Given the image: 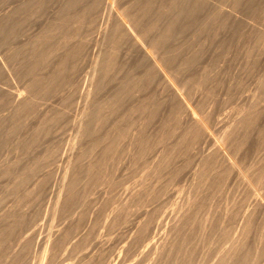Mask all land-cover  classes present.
<instances>
[{
    "label": "rangeland",
    "instance_id": "rangeland-1",
    "mask_svg": "<svg viewBox=\"0 0 264 264\" xmlns=\"http://www.w3.org/2000/svg\"><path fill=\"white\" fill-rule=\"evenodd\" d=\"M68 1L0 0V228L18 220L0 264H264V180L257 176L264 163V0H202L205 8L192 17L183 9L199 0H173L177 4L165 9L154 31L151 16L135 21L145 0H81L71 8ZM164 1L156 2L154 14ZM92 2L97 4L90 8ZM84 8L83 23L71 18L55 34L57 49L34 73L47 77L80 46L65 79L33 92L28 85L34 75L24 68L38 55L32 43L64 12ZM172 17L176 34L155 44ZM9 25H15L10 36ZM65 32L72 33L66 45ZM119 33L125 36L115 45L112 37ZM112 50L118 64L104 76ZM172 54L176 60L166 61ZM151 66L157 70L150 82L135 87L99 125L95 106ZM24 101L30 107L21 111ZM143 103V111L130 114ZM178 104L183 111L171 119ZM250 113L252 123L244 127ZM196 124L202 135L193 139L186 129ZM90 126L93 134L85 131ZM120 128L127 135L91 182L86 167L103 157L102 148ZM183 137L190 138L179 146ZM208 159L225 172L218 182ZM75 176L77 195L70 202Z\"/></svg>",
    "mask_w": 264,
    "mask_h": 264
},
{
    "label": "bare ground",
    "instance_id": "bare-ground-1",
    "mask_svg": "<svg viewBox=\"0 0 264 264\" xmlns=\"http://www.w3.org/2000/svg\"><path fill=\"white\" fill-rule=\"evenodd\" d=\"M45 1V0H44ZM44 1H42V0H38V2L40 3V2H44ZM80 1L81 0H69L68 1V3H69V8H71V7H75V6H77L79 3H80ZM158 0H145V1H142V2H144L143 4H142V6H140V10H139V14H138V16H137V18H135V21H136V23H139L140 21H142V20H145V19H147L148 17H152L151 19H152V21H151V25L149 26V30L150 31H154V30H156V28L159 26L158 24H159V21H160V17H162L163 15H164V13H165V9L167 8V7H169V6H173V5H176L177 3L175 2V1H173V0H165L164 1V3H163V5L164 6H162L160 9H159V11H157V13L156 14H154L153 13V7H154V5L156 4V2H157ZM84 2H85V0H84ZM90 4V3H89ZM96 4H97V2H92L90 5H89V7L90 8H92V7H94V6H96ZM136 4V3H135ZM29 6V5H28ZM205 6H206V2H204V1H202V0H199V1H196L195 3H193L192 4V6L191 7H189V8H187V9H183V11L186 13V15L187 14H189V16L190 17H192L194 14H196L197 12H199V11H201V9H203V8H205ZM97 8V7H96ZM95 8V9H96ZM28 9V8H27ZM139 9V8H138ZM65 10V9H64ZM87 11H89L87 8L85 9H82V10H80V11H78V12H73V13H67V12H64V14H63V16L60 18L61 19V21H60V23L58 24V25H54L53 27H50L49 28V30L47 29V31L46 30H44V33H42L41 35H39V37L35 40V42H33L32 43V45H33V47H30V48H32V50H31V52H33V50H34V52L35 51H37L38 52V55L37 56H35V60H33L34 58H31V60H33V61H31V60H27V61H31L32 63H27V64H25V61L26 60H24V68H25V71L26 72H28V73H30V74H33L34 75V73H35V71L38 69V68H40V67H42V66H45L48 62H49V58L53 55V52L57 49V47H56V44L53 42V37L55 36V34L59 31V30H63L65 27H68L67 26V24L68 23H70V20H71V18H73V19H75V21H77L78 22V25H80V24H82L83 23V20H84V18H85V16H86V14L88 13ZM72 12V11H71ZM30 13V12H29ZM90 17V16H89ZM165 17V16H164ZM211 17V16H210ZM217 18L216 17V13H214L213 14V18ZM214 18V19H215ZM59 19V20H60ZM88 19V18H87ZM162 19H164V18H162ZM6 20V19H5ZM72 22V21H71ZM144 22V21H143ZM165 22V21H164ZM87 23V22H86ZM209 23H210V21H209ZM15 24V23H14ZM202 24V23H201ZM224 24V23H223ZM74 25V24H73ZM134 25L136 26V24L134 23ZM138 25V24H137ZM164 25V24H163ZM8 26V25H7ZM10 26V25H9ZM132 26V25H131ZM130 26V27H131ZM186 26H188V25H185V27ZM205 26H207L206 24H205V22L199 27L200 28V30H202V28H205ZM11 27V26H10ZM9 27V28H10ZM75 27V26H74ZM122 27V26H121ZM121 27L119 28V26H118V29H119V31H122L121 30ZM138 27V26H137ZM164 27V26H163ZM14 28H15V25H13L9 30H8V32H7V35H12L13 33H14ZM72 28V27H71ZM129 28V27H128ZM133 27H131V29H132ZM67 29V28H66ZM70 29V28H69ZM134 29V28H133ZM77 30V29H76ZM125 30V29H124ZM137 30V29H136ZM162 30V29H161ZM81 31V30H80ZM134 31V30H133ZM176 31H177V27H176V19L174 18V17H172V18H170V20L166 23V26L164 27V30L156 37V39L154 40V43L155 44H162V43H165V42H167V41H169L175 34H176ZM63 32V31H62ZM76 32V31H75ZM127 32V31H126ZM130 32V31H129ZM2 33V32H1ZM4 33V32H3ZM66 34L64 35V44L66 43V44H69V43H67V42H69L71 39V37H72V33L70 32V33H68V32H65ZM117 33V32H116ZM125 33V32H124ZM124 33H119L118 34V36H114V37H112L113 38V40H114V43H115V45H119L120 44V42L124 39V36H125V34ZM131 33H132V31H131ZM59 34V33H58ZM61 34V33H60ZM78 34V33H77ZM75 35V34H74ZM63 36V35H62ZM127 36V35H126ZM76 39H77V37H75ZM75 38L73 39V40H75ZM79 38V37H78ZM70 39V40H69ZM62 40V39H61ZM60 40V41H61ZM78 41V40H77ZM81 42V41H80ZM55 45H54V44ZM74 43V42H73ZM77 43V42H76ZM82 43V42H81ZM65 44V45H66ZM71 44V43H70ZM78 44V43H77ZM83 45V44H82ZM84 46V45H83ZM29 47V46H28ZM63 47V46H62ZM80 47V46H79ZM79 47L77 46V47H73L72 49H70L68 52H66L62 57H61V60H60V62H59V65L56 67V69L54 70V72H52L50 75H48L47 77H44V76H37V75H34V77H33V79H32V81L29 83V85H28V87L30 88V89H32L33 90V92H35V91H38V90H40V91H43V90H45V91H48V90H51V89H53L54 88V85H55V83L60 79H65V75H66V72H67V70H68V67H69V63H70V60L73 58L72 56H75L77 53H78V51H79ZM70 48V47H69ZM81 48V47H80ZM112 48H114V47H112ZM179 48V47H178ZM181 48V47H180ZM58 49H59V47H58ZM67 49V48H66ZM155 49V48H154ZM24 50H26V48L24 49ZM24 50H22V52L24 51ZM65 50V49H64ZM81 50H82V48H81ZM169 50V49H168ZM28 51H30L29 50V48H28ZM67 51V50H66ZM167 51V50H166ZM179 51V50H178ZM18 52H20V51H18ZM18 52H16V53H18ZM31 52H28L29 54H32ZM62 52V51H61ZM175 52V51H174ZM56 53V52H55ZM172 53V52H171ZM177 53V52H176ZM19 54V53H18ZM20 54H21V52H20ZM19 54V55H20ZM35 55H36V53H34ZM57 54H58V52H57ZM118 54V53H117ZM165 54V53H164ZM194 54V53H193ZM19 55H17V56H19ZM163 55V54H162ZM23 56H24V53H23ZM30 56V55H29ZM29 56H28V58H29ZM61 56V55H60ZM79 56V55H78ZM78 56H77V58H78ZM191 56V55H190ZM195 56V55H194ZM21 57V56H20ZM31 57H33V55L31 56ZM118 57V56H117ZM117 57H116V51L114 50H112L111 52H109V54H107V56L105 57L106 58V60H105V63H104V70H105V73H104V71H103V73H104V76H107L109 73H110V71L114 68V67H116V63H117ZM175 57H177L175 54H172V55H168V57H166V61H173L174 59H175ZM198 57V55H196V58ZM26 58V57H25ZM119 58V57H118ZM196 58H194V59H192L191 58V60L192 61H194ZM160 59V58H159ZM187 59V58H186ZM78 60V59H77ZM176 60V59H175ZM187 60H189L190 61V58L189 59H187ZM158 61H160V60H158ZM77 62V61H76ZM186 62V61H185ZM72 63V62H71ZM158 63H160V62H158ZM168 63V62H167ZM118 64V63H117ZM156 65V64H155ZM161 65V64H160ZM74 66H76V65H74ZM158 66V65H157ZM98 67V66H97ZM162 67H164L163 65H162ZM161 67V68H162ZM47 68V67H46ZM99 68V67H98ZM74 69V68H73ZM156 70L157 69H155V67L154 66H151V67H149L148 69H147V71L145 72V74H144V76L142 77V78H140V79H136L135 77H132V76H129L126 80H124L123 81V83H122V85H121V87H120V90L117 92V93H115V91L117 90H115L114 91V93L115 94H113V96L107 101V102H105V103H102V104H98V106L96 107L95 106V108H96V110L94 111V115L93 116H96L95 118H97L98 119V123H99V125H102L105 121H107V119H108V117H109V114L111 113V112H113L114 110H116L117 108H118V106L119 105H121L122 104V102H123V100L125 99V97H128L129 95H130V93L132 92V90L135 88V87H139V86H142V85H146L148 82H150V80L155 76V73H156ZM38 71V70H37ZM71 71H72V69H71ZM22 72V71H21ZM100 72V71H99ZM17 73V72H16ZM70 73H72V72H70ZM158 73V72H157ZM68 74V73H67ZM29 75V74H28ZM46 76V75H45ZM138 76V75H137ZM138 78V77H137ZM101 81V80H100ZM63 83H64V81H63ZM192 83V82H191ZM264 83V82H263ZM57 85V84H56ZM60 85V84H59ZM99 85V84H98ZM103 85V84H102ZM120 85V84H119ZM118 85V86H119ZM185 85V84H184ZM93 86V85H92ZM185 88H186V85H185ZM179 89V88H178ZM181 89V88H180ZM184 89V88H183ZM35 90V91H34ZM183 91V90H182ZM50 92V91H49ZM37 93V92H36ZM48 93V92H47ZM183 93H185L184 91H183ZM181 94H182V92H181ZM180 94V95H181ZM40 96V95H39ZM182 96V95H181ZM189 99V98H188ZM31 100H32V98H31ZM35 100V99H34ZM41 101V100H40ZM39 102V101H38ZM142 104V103H141ZM146 104V103H145ZM144 103H143V105H140V106H136L135 105V107H131V108H129L130 109V114H132L131 112H133V111H143V106L145 105ZM185 104V103H184ZM216 105V104H215ZM147 106V105H146ZM181 106H183V104L181 105ZM181 106H180V104H178L177 106H175L174 107V109H173V113H172V116H171V119H179V114H181L180 113V109H181ZM19 107V106H18ZM28 107H30V103L28 102V101H24V103L22 104V106H21V108H20V110L21 111H25V110H27L28 109ZM160 107V103H158V104H156V106H154L153 107V109H152V111H154V112H156V110L158 109ZM184 107V106H183ZM182 110V109H181ZM19 111V110H18ZM20 111V112H21ZM151 111V112H152ZM183 111V110H182ZM134 112V113H135ZM150 112V111H149ZM60 114V113H59ZM85 114V113H84ZM112 114V113H111ZM110 114V115H111ZM150 115H153V113L151 114V113H149ZM16 115V114H15ZM86 115V114H85ZM17 116V115H16ZM63 116V115H62ZM129 117V116H128ZM154 117V115L152 116V118ZM91 118V117H90ZM94 118V119H95ZM125 118V117H124ZM181 118V117H180ZM257 118H258V116H256L255 117V121L257 120ZM151 119V118H150ZM205 119V118H204ZM252 119H253V117H252V115H251V113L250 114H246L245 115V117H243V120H242V124L244 125V127H247L248 125H250L251 123H252ZM52 120V119H51ZM15 121H18V120H15ZM50 121V120H49ZM48 121V122H49ZM53 121V120H52ZM91 121V120H90ZM97 121V120H96ZM95 121V122H96ZM86 122V121H85ZM93 122V121H92ZM203 122V121H202ZM208 122V121H207ZM88 123V122H87ZM91 123V122H90ZM90 123H88V125L90 124ZM128 123V122H127ZM132 123V122H131ZM130 123V124H131ZM202 125V123H199V125ZM1 125V124H0ZM84 125H87L86 123L84 124ZM91 125H92V123H91ZM117 125V124H116ZM17 126V123H14V125H12V127L9 129V130H11V131H13V129L15 128ZM48 126V125H47ZM124 126V125H123ZM128 126H129V124H128ZM91 127L92 126H90V127H86V129H85V131H86V133H88V134H93V132H92V130H91ZM41 128V127H40ZM84 128V127H83ZM128 128V127H127ZM127 128H123V129H121V130H119V132H118V129H119V127H118V129L116 130L118 133H114V134H116L115 136H113L114 137V139H113V141H108L107 140V142L108 143H106V145L104 146V148H102L103 150V157L100 159L99 158V160L97 159V161H94V163H91V164H89L87 167H86V169H85V171H87V178H89L90 180H91V182H92V180H94V178L96 177V175H98L97 174V172H100L99 171V168L102 166V165H104L103 163H104V160L108 157V156H110L111 154H113L112 152L114 151V149H115V145H116V142H118L119 141V139L122 137L123 138V136L124 135H127V132H128V130H127ZM164 129V128H163ZM38 130V129H37ZM127 130V131H126ZM186 130H189V133H191L192 134V137H193V139H197L198 137H200L201 135H202V129L199 127V126H197V124H196V126H189V128L188 129H186ZM205 130V129H204ZM84 132V131H83ZM191 134H190V137H191ZM204 134V133H203ZM34 135V134H33ZM109 135V134H108ZM111 135H113V134H111ZM41 136V135H40ZM143 136V135H142ZM37 137V136H36ZM36 137H34V139L36 138ZM109 137V139L111 138L110 137V135L108 136ZM190 137H183L182 139H181V141L179 142V146L180 145H183V144H185L186 145V142H188V138H190ZM228 137V136H227ZM104 138V137H103ZM105 138H107V135L105 136ZM235 138V137H234ZM4 139V138H3ZM108 139V138H107ZM144 139H146V138H144ZM233 139V138H232ZM31 140H32V138H31ZM102 140V139H101ZM101 140H99V139H97L95 142H94V145L95 144H97L98 142H100ZM105 140V139H104ZM4 141V140H3ZM32 141H34L35 142V140H32ZM141 141V140H140ZM238 141H239V139H238ZM1 143H2V139L0 138V145H1ZM224 143V142H223ZM238 143V142H237ZM236 143V144H237ZM240 143V142H239ZM105 144V143H104ZM31 145V144H30ZM98 145H99V143H98ZM184 145V146H185ZM101 147V146H100ZM221 147V146H220ZM237 147H238V145H237ZM96 148V147H95ZM182 148V147H181ZM91 149H92V147H91ZM235 150V149H234ZM237 150V149H236ZM238 150H239V148H238ZM22 151V150H21ZM89 151V150H88ZM95 154H96V152H95ZM100 154V153H99ZM23 155V154H22ZM91 156V155H90ZM101 156V155H100ZM236 156V155H235ZM87 157H89V156H87ZM97 157V156H96ZM232 157V156H231ZM109 158V157H108ZM111 158V157H110ZM87 159V158H86ZM227 159V158H226ZM231 159V158H230ZM83 160V159H82ZM91 160V159H90ZM96 160V159H95ZM220 160V159H219ZM228 160H229V157H228ZM87 161H88V159H87ZM86 161V162H87ZM170 161V160H169ZM169 161H167V162H169ZM93 162V161H92ZM225 162H226V160H225ZM264 162V161H263ZM80 163H82V162H80ZM219 163V162H218ZM84 164V163H83ZM88 164V163H87ZM106 164V163H105ZM206 165H207V168H210V169H208V170H214L212 173H213V175H214V177H212V179H213V181L214 182H218V180H219V178H221V176H223V174L225 173H220L221 171H218V170H220V169H215L214 167H213V161H210V159H208L207 161H206ZM116 166V165H115ZM83 167H85V166H83ZM103 167V166H102ZM166 167V166H165ZM27 170V169H26ZM106 170V169H105ZM196 170V169H195ZM207 170V171H208ZM31 171V170H30ZM70 171V170H69ZM83 171V170H82ZM202 171V173H204L203 172V170H201ZM207 171H206V173H207ZM223 171V170H222ZM27 172V171H26ZM231 172V171H230ZM81 173V172H80ZM101 173V172H100ZM103 173V172H102ZM196 173V172H195ZM251 173V172H250ZM209 174V173H208ZM227 174V173H226ZM82 175V174H81ZM100 175V174H99ZM201 175V174H200ZM212 175V174H211ZM210 175V176H211ZM78 176V175H77ZM258 179L261 181V179H263L264 180V163L262 164V166H261V169H260V171L258 172ZM27 177V176H26ZM76 177V176H75ZM82 177V176H81ZM253 177V176H252ZM25 178V177H24ZM42 178V177H41ZM80 178V177H79ZM78 178V179H79ZM225 178V177H224ZM250 178V177H249ZM23 179V178H22ZM21 179V180H22ZM26 179V178H25ZM222 179V178H221ZM24 180V179H23ZM81 180V179H80ZM96 180V179H95ZM211 180V179H210ZM79 181V180H78ZM82 181V180H81ZM80 181V182H81ZM89 181V180H88ZM246 181V180H245ZM251 181V180H250ZM33 182V181H32ZM76 182H77V177L74 179V180H72V182L70 183V188H69V190H71V196H70V199H69V201L70 202H72L73 200H75L76 199V195H77V192H76ZM86 183V182H85ZM95 183H96V181H95ZM258 183V182H257ZM80 184V183H79ZM78 185V184H77ZM86 185V184H85ZM217 185V184H216ZM87 186V185H86ZM89 186V185H88ZM94 186V185H93ZM83 187H85V186H83ZM243 187V186H242ZM86 188V187H85ZM83 189V188H82ZM94 189V188H93ZM8 190V189H7ZM86 190V189H85ZM142 190V189H141ZM87 191V190H86ZM241 191V190H240ZM244 191H246V190H244ZM33 192H35V191H33ZM92 192V191H91ZM117 192V191H116ZM206 194H208V193H206ZM205 194V195H206ZM245 194V193H244ZM211 195V194H210ZM255 195V194H254ZM60 196V195H59ZM135 196V195H134ZM238 196V195H237ZM252 196V195H251ZM79 196H77V198H78ZM244 197V196H243ZM139 198H140V196H139ZM142 198V197H141ZM258 198H256V200H257ZM66 200V199H65ZM189 200V199H188ZM241 200V199H240ZM79 201H81V199L79 200ZM109 201V200H108ZM143 201V200H142ZM199 201V200H198ZM204 201V200H203ZM77 202V201H76ZM184 202V201H183ZM200 202H201V200H200ZM66 204V203H65ZM72 204V203H71ZM79 204V203H78ZM65 206V205H64ZM75 206V205H74ZM73 206V207H74ZM189 206V205H188ZM257 206V205H256ZM68 207V206H67ZM86 207V206H85ZM196 207V206H195ZM259 207V206H258ZM81 208V207H80ZM193 208H194V206H193ZM203 208V207H202ZM239 208V207H238ZM70 209V208H69ZM79 209V208H78ZM87 209V208H86ZM205 209V208H204ZM213 209V208H212ZM82 210V209H81ZM89 210V209H88ZM87 210V211H88ZM202 210V209H201ZM236 210V209H235ZM191 211V210H190ZM193 212V214H196V213H199L198 211V209H197V211H196V213H194V209L192 210ZM79 212V211H78ZM82 214V213H81ZM87 214V213H86ZM185 214V213H184ZM193 214H191L192 216H193ZM232 214H234V213H232ZM239 215V214H238ZM82 216V215H81ZM87 216V215H86ZM196 216V215H195ZM19 217V216H18ZM93 217V216H92ZM185 217V216H184ZM89 218V217H88ZM168 218V217H167ZM250 218H252V217H250ZM187 219H189V217L187 218ZM186 219V220H187ZM8 220H11V219H8ZM197 220V219H196ZM218 220V219H217ZM184 221V220H183ZM264 221V220H263ZM20 222V221H19ZM186 222H188V221H186ZM250 222H251V220H250ZM5 223V222H4ZM83 223V222H82ZM220 223V222H219ZM7 224V223H6ZM260 224V223H259ZM5 225V224H4ZM4 225H2V228H0V256L2 255V246H4L3 244H4V241H5V239L10 235V233L12 232V230L14 229V227L15 226H17L18 225V220L16 219V218H14V219H12L11 220V222H9V224L8 225H6V226H4ZM83 225V224H82ZM166 225V224H165ZM4 226V227H3ZM145 226V225H144ZM95 227V226H94ZM146 227V226H145ZM145 227H143V228H145ZM151 227V226H150ZM184 227V226H183ZM80 228H81V226H80ZM96 228V227H95ZM220 228V227H219ZM16 229V228H15ZM83 229H84V227H83ZM74 231V230H73ZM93 231V230H92ZM147 231V230H146ZM259 231V230H258ZM86 232V231H85ZM88 232H89V230H88ZM204 232V231H203ZM217 232V231H216ZM13 233V232H12ZM71 233V232H70ZM87 233V232H86ZM227 233V232H226ZM68 234V233H67ZM89 234V233H88ZM88 234H87V237H90V236H88ZM172 234V233H171ZM14 235V234H13ZM90 235V234H89ZM92 235V234H91ZM256 235V234H255ZM82 236V235H81ZM221 236V235H220ZM69 237V236H68ZM93 237V236H92ZM10 238H11V235H10ZM71 238V237H70ZM81 238V237H80ZM179 238V237H178ZM184 238V237H183ZM58 239H59V237H58ZM62 239H64V237H62ZM90 239V238H89ZM185 239V238H184ZM207 239V238H206ZM56 240V239H55ZM65 240V239H64ZM69 240V239H68ZM154 241V240H153ZM182 241H183V239H182ZM27 242V241H26ZM52 242V241H51ZM58 242H59V240H58ZM179 242H181L180 240H179ZM28 243V242H27ZM56 243V242H55ZM70 243V242H69ZM151 243V242H150ZM26 244V243H25ZM68 244V243H67ZM80 244V243H79ZM85 244V243H84ZM193 244V243H192ZM81 245V244H80ZM221 245V244H220ZM26 246H27V244H26ZM76 246V245H75ZM178 246V245H177ZM180 246V245H179ZM229 246V245H228ZM6 247V246H5ZM80 247V246H79ZM223 247V246H222ZM27 248V247H26ZM60 248V247H59ZM169 248V247H168ZM176 249L177 250H179L178 249V247H176ZM175 249V250H176ZM240 249V248H239ZM246 251H248V250H246ZM22 252V251H21ZM228 252V251H227ZM249 252V251H248ZM5 253V252H4ZM170 253V252H169ZM23 254H24V252H23ZM22 254V255H23ZM26 254V253H25ZM58 254V253H57ZM249 254V253H248ZM242 255V254H241ZM11 256V255H10ZM24 256V255H23ZM56 256V255H55ZM122 256V255H121ZM182 256V255H181ZM184 256H186V255H184ZM188 257H189V255H187ZM18 258H19V256H17ZM119 257V256H118ZM175 257V256H174ZM239 257L241 258V256L239 255ZM244 257H245V255H244ZM17 258V259H18ZM226 258H228V257H226ZM230 258V257H229ZM228 258V259H229ZM234 257H233V255H232V257L230 258V259H233ZM235 258H236V255H235ZM15 259V258H14ZM20 259H21V257H20ZM19 259V260H20ZM92 259V258H91ZM186 259V258H185ZM189 259V258H188ZM247 259V258H246ZM187 260V259H186ZM225 260V259H224ZM234 260V259H233ZM238 260V259H237ZM17 261V260H16ZM189 261H191L190 259L188 260V262ZM245 261H248V260H245ZM245 261L243 260V262L245 263ZM19 262V261H18ZM178 262H180V261H178ZM186 262V261H185ZM228 262V261H227ZM229 262H231V260L229 261ZM228 262V264H230ZM241 262V261H240ZM15 263H17V262H15ZM225 263V262H224ZM238 264V261H235V263L234 264ZM90 264V263H89ZM93 264V263H92ZM95 264V263H94ZM182 264H184L183 263V261H182ZM232 264V263H231ZM243 264V263H242Z\"/></svg>",
    "mask_w": 264,
    "mask_h": 264
}]
</instances>
